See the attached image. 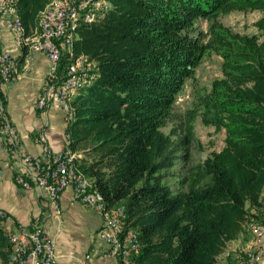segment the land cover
<instances>
[{"label":"trees","instance_id":"16d2710c","mask_svg":"<svg viewBox=\"0 0 264 264\" xmlns=\"http://www.w3.org/2000/svg\"><path fill=\"white\" fill-rule=\"evenodd\" d=\"M25 36L50 0H13ZM100 19L77 26L60 65L79 55L96 76L72 99L66 124L76 167L99 191L107 210L124 205L126 227L139 248L130 264H218L225 242L237 237L263 206L264 0H110ZM261 10L257 31L243 32L219 16ZM208 21L206 29L195 20ZM208 50L220 56V75L194 79ZM192 99L174 109L187 78ZM223 131V143L179 174L190 158L194 121ZM169 125L167 131L164 126ZM12 243L0 222V261Z\"/></svg>","mask_w":264,"mask_h":264},{"label":"built area","instance_id":"2783aa9c","mask_svg":"<svg viewBox=\"0 0 264 264\" xmlns=\"http://www.w3.org/2000/svg\"><path fill=\"white\" fill-rule=\"evenodd\" d=\"M59 3H61V10L50 13L44 20L45 36H38L35 43H25L18 42L16 32L11 28V20L13 19L6 13L7 5L0 1V37L3 41L5 64V75L0 78V83L17 79L30 68L35 53L37 51L44 52L49 62L44 75L46 85L34 102L35 107L41 109H44V102H52V105L62 109L59 103L60 90L64 87H71L72 90L73 85L78 81V75H81L87 66L82 64V54H80L77 61L71 62L69 74H66V82L60 88L59 94L49 95V87L55 81V76L59 74L57 72V61L60 59V45L65 24H70L73 12L83 9L87 4H96L97 0H69V2ZM88 19L89 17L83 21ZM7 36L14 45L15 43H23L24 52H15L14 48L6 42ZM26 50H33V57H26ZM1 95L0 93V98ZM64 117H69V115H64ZM0 125L8 127V138H11V147H3L2 142H0V150L4 152L11 168V157H19L24 164V170L32 171L33 179H36L37 187L45 196L46 203L52 209L53 215L59 217L61 214L59 197L66 186L78 185L80 187V194L72 193L75 200L87 201V205L91 207H93V203H97L90 192V188L87 187V181H83L68 167L69 155L73 153V151H69V142H64L61 150L55 151L52 149L55 156V165L54 168H47L42 144L39 153L19 150V143L16 142L17 133L12 131V121L1 109ZM12 171L15 181L20 186L28 188L21 178V173H17L13 168ZM46 215H48V212L45 213ZM43 217V215L35 216L30 226L17 224L14 229H7L15 243V256H12L10 262L6 264H57L55 240L45 230ZM0 218L3 220L10 218L8 212L1 207ZM124 218L125 209L110 212L106 218L104 231L100 234V239L106 243L108 254L117 256L121 261L120 264H130L132 251L136 249V241L135 236L130 234L129 227H125ZM253 242L256 245L264 242V225L259 226L256 231V239ZM89 257L90 253L87 252L84 256L85 263ZM234 264H264V261L256 249L249 248L241 251V258H235Z\"/></svg>","mask_w":264,"mask_h":264},{"label":"crops","instance_id":"0c3cea01","mask_svg":"<svg viewBox=\"0 0 264 264\" xmlns=\"http://www.w3.org/2000/svg\"><path fill=\"white\" fill-rule=\"evenodd\" d=\"M6 42L15 52H23L8 36ZM48 63L46 54L37 51L30 68L17 79L3 83L1 87L7 97L6 112L15 127L19 143L25 151L31 153H39L41 144L43 149L45 142L55 151L61 150L66 142L67 122L63 111L57 106H48L50 102L44 109L37 108L34 104L43 87ZM12 168L4 152L0 150V207L10 216L1 224L7 233V229H14L17 224L30 226L35 216L43 215L44 228L55 240L57 264H119L118 259L106 254L107 245L100 239L99 230L103 223L101 215L93 207L75 200L71 186H66L61 191V214L56 217L46 203L45 196L36 187L25 188L15 181ZM261 197L264 203V187ZM263 210L264 204L258 211L250 208L251 212L258 214L253 217L264 223L263 219L260 220ZM46 212L48 215L45 216ZM254 240L253 231L245 226V230L237 237L225 242L223 249L217 254L218 264H234L235 258L244 248L256 249L264 261V242L256 245ZM87 252L90 257L85 263L84 256ZM0 264L5 263L0 261Z\"/></svg>","mask_w":264,"mask_h":264},{"label":"rangeland","instance_id":"374dc122","mask_svg":"<svg viewBox=\"0 0 264 264\" xmlns=\"http://www.w3.org/2000/svg\"><path fill=\"white\" fill-rule=\"evenodd\" d=\"M54 1L55 0H51V3H53ZM102 3H103V1H102ZM108 3L106 1V4H108ZM104 9L105 8H103V10ZM261 13H262L261 10H258V9H254V10H232V11H230L228 13L221 14L219 16V18L224 24L231 26L235 30L243 31V32H253V31L256 30V27L253 25L252 22ZM194 24H195V26L197 28L206 29L207 25H208V21L206 19H204V18H197L195 20ZM76 29H77V27L73 31L75 38L78 35ZM0 35H1V33H0ZM64 38H65V36H64ZM61 40L62 41H61L60 50L64 49V47H65L64 44H63L64 43V39H61ZM18 46L20 47L19 44H18ZM2 49H3V42H2V38L0 37V51H2ZM23 52H24V50H23ZM27 54H29V52H27ZM27 57H28V55H27ZM88 61H84V62H82V64H86L88 66L87 67L88 69L85 68V73L89 74V77H90V75H93L95 73V62L93 60H88ZM71 62L72 61L70 60V62L68 61L64 65H59V67H58V73L59 74L56 76V83L59 82V80L63 79V77L65 76L66 72L69 70V66H70ZM219 75H220V56L216 52H214L212 50H208V51H206L204 53V55L202 56L200 62L198 63V65L195 68L194 79L196 81H198L200 84L208 85L212 78H214L216 76H219ZM84 76H85V74L79 75V78L81 79L82 82H84L86 79H89L90 81H92L94 79V77L93 78H88L87 76L86 77H84ZM192 81H193V78H190V77L187 78L185 80V83L183 84V87L177 93L176 100H175V103H174V109L175 110L182 111L187 106L190 105L191 99H192ZM2 85L3 84H1V87H2ZM45 85H46V79H45V76H44V78H43V87L40 90V92L44 89ZM51 90H52V87L49 88V91H51ZM39 93H38V95H39ZM1 94H2V97H1V110H3V112L6 113L7 116H8V113L6 112V108H5V103H6L7 97H6V95H4L5 93L3 92L2 88H1ZM53 95H55V94H53ZM47 104H48V102L45 103V108L50 106V105H52V102H50V104H48V106H47ZM72 109H73V106H72ZM62 111H63L64 115H68V114L70 115L69 112H67L68 114H66L64 109ZM72 115H73V113H72ZM72 118H66V122L68 123V121L70 119H72ZM168 128H169V125H166V126L163 127V129L165 131H167ZM0 129H1V127H0ZM13 130H14V133H16L14 125H13ZM194 131H195L196 139H195L194 144L191 147L189 160L185 161V162L177 160L175 162V164L170 168V171H171L172 174H170V175H168L166 177L167 182L174 189H176L178 187L177 180L180 177L179 174L186 173L187 168L189 166L194 165L195 163H197L198 161L203 159L211 150L218 149V148H220L222 146V143H223V131L222 130L216 131L213 126L204 125L200 121L199 117H197L195 119V121H194ZM16 140L19 143V139H18L17 134H16ZM0 142H2V139H0ZM66 142L70 143V137H69V135L67 133H66ZM9 146L11 147V144ZM46 148L49 149L52 153H54V151L52 150L50 145H48L45 142L44 145H43L44 153H45ZM69 149H70V146H69ZM20 151H25L22 148L21 145H20ZM70 151H72V150L70 149ZM76 154H77V156L79 155L78 153H76ZM11 158H12L11 162H12L14 168H15V171L17 173H21L23 178L27 179L26 182L29 180L28 182L31 185L29 184V186H27V187L28 188L36 187L38 189L36 183H34V182L31 183V178H33V173L24 170V167L20 166V165L23 164V162L20 161V158H18V159H17V157H11ZM15 159H17V160H15ZM29 177H30V179H29ZM72 189H73V194H75V186L74 185H72ZM80 202L85 203L87 205V203L84 202V201H80ZM124 208H125L124 205H118V206H115V207H113V208H111L109 210L113 209L112 212H118V211H120L121 209H124ZM94 209L99 212V214L101 215L102 220H103L102 227L99 230V234H101V231L104 228V223H105V217L106 216L104 217V215H103L104 213L102 211L98 210L96 207H94ZM260 217H261L260 220H262V219L264 220V210L262 211ZM2 221H3V219L0 218V222H2ZM263 225H264L263 222H258L256 220V218H254V217H251L250 220L248 221V223L246 224V226L249 227L253 231L254 239H256V231L258 230L259 226H263ZM131 229H133V233L135 235L138 234L137 230L135 228H131ZM8 237H9L10 242L12 243V249H11V252H10V255H9V261H10V256L13 253V251H15V243H14V240H13L11 234H9ZM138 242H139V238H138ZM138 248H139V245L137 247V250H138ZM245 249H249V248L241 249L240 252H239V255L237 256V258H241V251H243ZM137 250H133L132 255L134 253H136ZM9 261H8V263H9Z\"/></svg>","mask_w":264,"mask_h":264},{"label":"bare ground","instance_id":"6f19581e","mask_svg":"<svg viewBox=\"0 0 264 264\" xmlns=\"http://www.w3.org/2000/svg\"><path fill=\"white\" fill-rule=\"evenodd\" d=\"M0 1L2 3H4L5 5H7L6 6V13L10 15L11 19H13V20H11V28L13 31L16 32V38H17L18 42H25V43H35L37 41L38 36H45L44 20L47 18V16L50 13L61 10V3H59V2H69V0H55L53 3H51V0H50L46 9L38 16V21H37V25H36L35 29L29 35L25 36V31L23 30V28L21 26L15 2L13 0H0ZM102 1H103V3H102ZM106 1H107V3L109 2L110 4L109 3L106 4ZM111 6H112V3L110 0H97L96 4H87L83 9H79L78 11L73 12L72 20L70 21V24H65V26L63 28V38H61V39H64V43H63L65 46L64 48L70 49L71 43L75 39L73 31L75 30V28L80 23L92 22V21H95L97 19H100L106 12H108V10L111 8ZM103 8H105V9L103 10ZM88 17H89L88 20L83 21L84 19H86ZM0 33H1V28H0ZM64 36H65V38H64ZM16 44H19L20 47L22 48V50H24V44L23 43H16ZM27 52H29V54H27ZM27 55H28V57H33V50H26V57H27ZM60 56H61V50H60ZM77 60L73 59L71 61H77ZM84 61H88L87 57L81 56V62H84ZM59 65H60V59H58V61H57V72H58ZM87 67L88 66H86L85 68H87ZM85 68H84V72L82 73V74H85L84 77L87 76L88 78H93L96 76V74L94 73L93 75H90V77H89V74L85 73ZM66 74H69V70L66 72ZM66 74L63 77V79L59 80V82H57V83H56V76L57 75L55 76V81L52 82V84H51L52 90L49 91V95L59 94L60 88H62L64 86V82H66ZM3 75H5V64H4V55H3V49H2V51H0V78H3ZM91 82L92 81H90L89 79H86L84 82H82L81 79L79 78V75H78V81L73 85L72 90H71V87H64L60 90V95H59L60 106L62 107V110L63 109L65 110L66 114H68L67 112L70 113V115L68 114L70 117H65V118H72L73 117V115H72L73 109H72L71 104H72V99L75 96V94L78 93L81 88L83 89V87H87V85H89ZM1 84H3V83H0V93H1ZM1 97H2V95H1ZM45 103L46 102H44V108H45ZM0 109H1V98H0ZM0 127H1L0 139H2V146L3 147H6V146L10 147L9 145L11 144V138H8V127L4 126V125H0ZM12 131L14 132L13 123H12ZM16 142H17V140H16ZM19 150H20V143H19ZM69 151H70V149H69ZM44 155H45V163L47 165V168H54V165H55L54 153H52L49 149L46 148ZM75 157H77L76 153H72L69 155L68 167L75 174H77L79 177H81L83 181H87V187L90 188L91 194L93 195L94 199L97 201V203H93V208L96 207L98 210H100L104 213L103 215H104V217L106 216L105 217V223H106V218L108 217V213L112 212L113 209L112 210H106L104 200H103L101 194L99 193V191L97 189H95L94 186L92 185L91 179L88 178L87 176H85L81 171H79L75 167L76 166L75 165ZM18 158L19 157H17V159ZM17 159H15V160H17ZM20 161H22V160L20 159ZM11 164H12V162H11ZM20 166L24 167V164H22ZM26 171L32 172L31 170H26ZM21 178L23 179L24 184H27V186H29V184H30L28 182L29 180L26 182L27 179H24L23 176ZM29 179H30V177H29ZM32 182L36 183V179L31 178V183ZM74 186H75V194H80V187L78 185H74ZM71 187H72V185H71ZM84 202L87 203V201H84ZM105 223H104V228H105ZM104 228L102 229L101 233L104 231ZM129 232L131 235L135 236L136 249H133V250H137V247L139 245L138 234L135 235L133 233V229H131V227H129ZM132 253H133V251H132ZM106 254L110 255L108 253H106ZM12 256H15V251H13V253L11 254L10 259L12 258ZM110 256H113V255H110ZM113 257L118 259L117 256H113ZM118 260H119V264H120L121 261H120V259H118Z\"/></svg>","mask_w":264,"mask_h":264}]
</instances>
